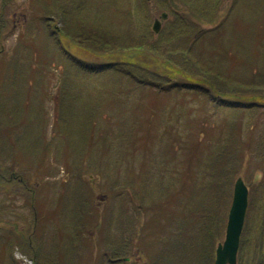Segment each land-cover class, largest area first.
Here are the masks:
<instances>
[{
	"label": "rangeland",
	"instance_id": "374dc122",
	"mask_svg": "<svg viewBox=\"0 0 264 264\" xmlns=\"http://www.w3.org/2000/svg\"><path fill=\"white\" fill-rule=\"evenodd\" d=\"M59 1L69 9L75 5V14H82L73 18L69 13V19L98 41L146 39L169 52L191 47L201 63L243 83L264 68V51L257 50L254 35L264 27V0L218 1L213 21H196L191 13L192 4L202 7L204 0H146L148 5L140 6V0ZM35 2L0 0V236L34 229L38 256L36 261L16 246L17 261L195 264L194 252L208 245L201 231L214 216L226 217L216 247L225 240L239 176L250 188L252 229L264 191V96L245 92L228 98L248 97L242 105L215 107L203 92L180 88L176 80L166 83L168 90L151 81L142 84L118 71L123 64L110 73L83 71L64 55L63 44L86 61L105 63L109 57L68 40L59 45L63 37L57 33L65 27L74 30L56 20V33H50L56 37L47 35ZM163 12L168 17L156 33L151 25ZM178 15L190 23L185 35L172 33L182 27ZM143 51L139 61L144 67L134 73L148 79L167 72V61L182 58L168 54L165 60L155 51ZM129 56L120 50L111 61L122 63ZM179 64L182 81L180 75L191 71L186 62ZM58 94L56 101L52 97ZM258 95L259 103L250 105ZM66 151L67 157L62 155ZM221 152L236 153V161L230 162L233 170L219 175L214 163ZM11 173L17 177L13 183L5 178ZM26 182L35 189L38 221L30 196L20 193ZM133 218L137 222L130 229ZM125 240L131 241L129 256L111 261L112 250ZM9 250L0 264H11Z\"/></svg>",
	"mask_w": 264,
	"mask_h": 264
},
{
	"label": "trees",
	"instance_id": "16d2710c",
	"mask_svg": "<svg viewBox=\"0 0 264 264\" xmlns=\"http://www.w3.org/2000/svg\"><path fill=\"white\" fill-rule=\"evenodd\" d=\"M35 1H36L35 3H37V15L39 16V19L42 20L43 22L42 25L46 29V32H47L46 34L47 35L49 34V36L51 37L62 35L63 40L61 38L59 39L58 41L59 45H62L63 41L68 40L74 44V47H76V45H79L86 49H90L94 52L102 53L103 54L102 56H105L106 58L109 57L108 61L105 63L86 61L83 58L71 53L67 48L64 47V44H63L62 45L63 48H61V50L63 51L64 55L69 58L70 63L72 65L73 64L78 65L83 71H87L90 73H102V72L110 73L111 68H117L121 64H123L124 66L123 69L118 68V71L121 73L126 72V73L131 74L134 78L140 80L142 84H145L151 81L152 82V83L150 82L151 85L157 84L159 85L161 90H168V88H171V85L170 84L167 85L166 83H171L172 80H176L177 83H179V85L177 86L180 88L186 87V89L188 90L195 89L196 91L203 92L201 93L203 96H205L207 99H211L214 101L215 107H220L221 104H225V103L230 104V105L231 104L242 105L243 101H246L248 97L245 96L244 98H241L242 101L236 100L235 102L231 101V99H228V98L232 96L239 97V94L244 95L245 92H251L253 94L259 93L261 94V97L264 96V68L261 71H258L256 73L257 75H255L254 79H252L249 83H243V82H239L234 79H231L229 77H226L223 74V72H221L220 70L216 68L213 69L211 66L201 63L200 58L199 59H196L197 57L195 58V55L192 52L191 47H183V48L178 47L175 49H171V52H169V50H161L159 48V45L155 43L148 44V41L146 39H140V40L132 39L133 41L131 43L114 41L112 42V44L108 43V39H102L98 41L100 38H98L92 33L87 32V34L83 35L81 33L82 28L79 29L78 27H75L71 19H69V13L71 14L70 17L73 16V18L79 17L82 14L80 13L78 14V16L75 14V11H76L75 5L70 6V9H69L68 7H66L67 5L65 6L64 4L60 3L59 0H35ZM209 1H212L211 6L209 5L208 0L206 2L205 0L204 2H202L201 4L202 7H196L194 4H192L191 13L197 19L196 21L215 20L217 13H214V11L216 12L219 11L218 1L221 2V0H209ZM144 2L148 5L146 0H140L139 2L137 1L139 6L142 5V3ZM69 4H74V3L70 2ZM4 15H5V12H4ZM177 17L179 19H182L180 22V23H183L182 27L183 25H185L186 27L184 28L177 27L172 31V33L176 35H178L179 33L182 35H185L186 28L189 27L190 23L188 22L186 18H183L182 16L178 15ZM56 20L59 21L60 23L66 24L68 27L70 26L74 30V32H71V31L69 32L67 30L68 28L64 26L66 29H63L61 33H57L56 36H54V34H50L52 31L56 33L55 27L58 23V22L55 23ZM2 21H3L2 29L6 30L7 23L4 20ZM254 35L256 39L257 50H259V47H260L261 48L260 52L264 51V27L261 28L259 31L255 32ZM106 36H109V34ZM91 43L94 46H90ZM26 45L29 46L27 43ZM88 45L90 46L89 48L87 47ZM54 46L55 48H57L55 43H54ZM144 49L145 50L147 49V51L148 50L155 51L156 54H158L160 58H165V60L167 59L170 60V57L168 56V54H170V56L174 54V55H177L178 57L181 56L182 58L176 59V60L172 59L170 61H167L166 62V66L168 67L167 72L156 73L155 75L158 77H154L153 79H148V78H145L143 75L137 76L134 73L135 72L134 70H136L137 68L144 67L143 63L139 61V59L143 57V53L145 52L143 51ZM120 50H123V52L127 53L130 56L126 57L125 61L122 60V63L111 61L113 57ZM180 61L182 64H183V61L186 62L189 66L188 67L189 70L191 71V72H187L188 74L186 75L184 73L180 75L184 77V80L182 81L177 78L180 74V72L178 71V69L180 68L179 66ZM141 74H144V73H141ZM139 76H143L144 78H141ZM229 87H232L231 89L233 90H228ZM60 91L62 92L63 88H60ZM243 95H240V96H243ZM59 96L60 94L53 96L52 98L53 99L57 98L56 99L57 101ZM259 97L260 95H258L257 97L255 96V98L253 99V102L252 103L249 102V104L256 105L257 103H259ZM0 110L3 111L2 108ZM5 145H6V142L4 146ZM235 154L236 153H233V154L231 153L229 156L227 153L221 152V155H219L218 157L219 160L215 161L214 163V165H216L214 166L216 173L221 175L222 173L228 172V169L230 170V168H232L233 170V168L235 167L233 165L231 166V163H233V161H236ZM62 155L67 157L69 155V152L68 151H66V153L63 152ZM241 158L244 159V156ZM39 159L41 158L39 157ZM39 167L40 165H38V167L36 168L38 169ZM234 173L235 175L240 174V172L235 169H234ZM5 178H7V181L10 183H13L15 182V180H17L16 179L17 177L13 175L12 173L8 175V177H5ZM223 185H224V182L222 184L221 189H223ZM263 185L264 184H262L260 188ZM15 188H18V187L15 186ZM261 191L262 193L260 195V200L258 202V213H260L259 216H257L258 221L251 229V223L248 221L249 216L247 215L246 224H245L242 236H241L238 264H264V191L263 190ZM25 192L26 194L30 196L29 201L31 202V205L35 209V219L36 221H38L39 214L37 212V208H35L36 206H35V199H34L35 189L34 187L31 186V184H27L26 182V189L24 190V193ZM221 192H226V191H221ZM220 195L222 199L223 198L222 193H220ZM132 196L133 197H131V202L134 205V207L138 209L139 211L138 206L135 205V198H134L135 194H132ZM149 197L150 199H152L151 195ZM219 199H220V196H219ZM89 201L90 200L88 201L86 200L85 203L88 204ZM90 204L91 203L89 202V205ZM88 215L96 218L94 216V213L92 215L88 213ZM83 217H85V215ZM88 218L89 217H85L84 219L88 220ZM225 220H226L225 216H217L216 218L214 216L212 221H210L209 225L207 224L204 227L201 233H204L206 242L208 245H205L206 243L204 244L205 246L200 254L198 251L194 252L196 256L192 257V260H191L192 262H194L195 264H214L216 243L222 236V233H223L222 229H223V226L225 225ZM129 222L131 224L130 225L131 227L129 228L132 229L134 227L133 226L134 223L137 222V219L133 218L129 220ZM84 227H86L85 224H84ZM28 232L29 234L21 233L18 236H15V235L14 236L12 235L9 237L0 236V239H2L0 240V263L2 259L5 257L8 251V248L10 247L9 257L11 259V264H20L19 261H17V259L15 258L14 252H13V249H15L16 246H21L22 249H24L26 252L27 251L30 252V255L33 258H35V260L37 261L38 256L35 255L36 247L33 241L34 240L33 234L35 231L34 229H31ZM14 239H15V242L12 241ZM130 246H131V241L126 242L125 240L123 242L122 241L119 242L118 246L114 247V249L112 250L113 256L112 257L110 256L111 261H115V262L125 261L127 256H129L128 253H129ZM246 247L250 248L248 253H247L248 248L246 249Z\"/></svg>",
	"mask_w": 264,
	"mask_h": 264
},
{
	"label": "water",
	"instance_id": "95a60500",
	"mask_svg": "<svg viewBox=\"0 0 264 264\" xmlns=\"http://www.w3.org/2000/svg\"><path fill=\"white\" fill-rule=\"evenodd\" d=\"M168 17L163 12L152 24V28L159 33L162 20ZM249 204V188L242 176H239L234 185L233 200L229 210L226 227L225 240L218 244L216 248V258L214 264H238V251L240 247L241 235L243 232L247 208Z\"/></svg>",
	"mask_w": 264,
	"mask_h": 264
},
{
	"label": "flooded vegetation",
	"instance_id": "af4514ba",
	"mask_svg": "<svg viewBox=\"0 0 264 264\" xmlns=\"http://www.w3.org/2000/svg\"><path fill=\"white\" fill-rule=\"evenodd\" d=\"M21 194H24V191L23 192H20Z\"/></svg>",
	"mask_w": 264,
	"mask_h": 264
}]
</instances>
